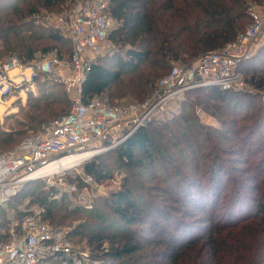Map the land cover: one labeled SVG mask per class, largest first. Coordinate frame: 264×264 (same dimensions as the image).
Segmentation results:
<instances>
[{"label":"trees","instance_id":"16d2710c","mask_svg":"<svg viewBox=\"0 0 264 264\" xmlns=\"http://www.w3.org/2000/svg\"><path fill=\"white\" fill-rule=\"evenodd\" d=\"M73 1L0 0V64L11 58L28 63L53 51L67 58L68 40L36 25L35 17ZM252 4L264 6V0H110L115 27L108 41L117 51L92 64L82 102L97 96L113 105L143 102L173 64L191 65L234 42L250 24ZM237 73L250 93L192 90L179 115L153 120L108 151L125 174L109 199L82 211L53 200L39 185L43 192L29 194L28 205L42 210L45 224L67 228V240L87 248L91 264H264V46L241 61ZM36 85L22 119L0 131V153L69 113L62 87L41 77ZM194 101L219 119L221 129L186 112ZM103 156L82 168L98 184L108 179ZM75 182L82 186L79 177ZM38 183L23 185L9 202ZM23 217L18 213L17 222ZM8 226L0 221V242L8 239Z\"/></svg>","mask_w":264,"mask_h":264},{"label":"built area","instance_id":"2783aa9c","mask_svg":"<svg viewBox=\"0 0 264 264\" xmlns=\"http://www.w3.org/2000/svg\"><path fill=\"white\" fill-rule=\"evenodd\" d=\"M109 5L110 0H75L56 16L41 13L35 17L36 25L57 30L68 40L67 58L60 59L53 51L28 63L11 58L0 64V107L9 103L16 92L36 94L39 77L62 87L71 104L67 115L42 126L14 150L0 153V207L7 205L23 185L43 182L53 200L75 201L90 208V194L100 184L83 174L79 186L76 176L69 182L68 172L91 158L68 170L51 166L75 156L91 152L99 155L117 148L140 128L162 119L170 104L184 101L192 90H244L237 66L252 55L264 31V6L253 4L247 10L250 24L234 42L191 65L173 64L143 102L113 105L106 96H97L83 103L81 85L86 74L97 58L114 50L108 41L115 27ZM200 113L196 111V115ZM41 219L42 210L30 211L21 222L10 226L8 239L0 242V264H85L87 254L70 244L67 231Z\"/></svg>","mask_w":264,"mask_h":264},{"label":"rangeland","instance_id":"374dc122","mask_svg":"<svg viewBox=\"0 0 264 264\" xmlns=\"http://www.w3.org/2000/svg\"><path fill=\"white\" fill-rule=\"evenodd\" d=\"M65 9H66V7H63L61 10L46 11V12L42 11L41 13L42 14L47 13L51 16H56L60 12H63ZM261 46H264V31H262L260 33V35L257 39V43H256L255 47L252 49V54H254L256 52V50L258 48H260ZM116 51H117V47H114V50H112V52L108 53V54L113 55ZM241 77L245 83V88L243 91H241V93L242 94L250 93L251 88H250L249 84L247 83V81H245V78L242 75H241ZM36 96H37V93L36 94H32V93L27 94L25 92L24 93H21V92L14 93L11 101L9 103H7L6 105H3L0 108V131L8 130L11 126L15 125L18 120L22 119V112H23V109L26 105L27 100L29 98H34ZM180 103L181 102L176 103V104L175 103L170 104L162 119L163 120H165V119L169 120L172 117L179 115V112L181 111ZM195 103H196V101L191 103L188 106L189 108L187 109L186 112L189 111V114L190 115L192 114L193 116H195L196 120L200 124H202L203 126H206L209 128H215L218 130L221 129L219 119L216 116H212L208 109H204L203 105L198 106ZM195 105H197V106H195ZM197 110H201L200 115H196ZM221 119H228V118L222 117ZM1 151H4V150H1ZM6 152H9V151H6ZM101 155H105V156L101 157V160H102V162L104 161L103 163H105V165L107 166L106 174L108 176V179H106L103 183L100 184V188L98 190L93 191V194H90V197H89L90 199H88V201H90V203H91L90 206L92 208L94 206H96L97 203L109 199L111 194H113L114 192H118L119 190H121L123 179L125 178L124 171L119 168V165L115 161L114 156L112 154H109V153L107 154V152H105V153L99 154L97 156H101ZM97 156H95V157H97ZM95 157H92L91 159L86 161V163L91 162V160H93ZM86 163H84V164H86ZM83 165H81L80 167H78L74 171L68 172L69 177L70 178L75 177V176L77 177L78 174H80L79 175V178H80V176L84 174L83 170H82ZM39 185H41L45 188L44 189L45 192H48L46 190V187L44 186L45 184L43 182L35 184V185H29L27 187L28 189H26V191H23L18 196L17 200H14L13 202H9L10 204L8 203V205L0 207L1 208L0 211L2 213V214L0 213V221L7 222L9 224L8 231L10 230V226L18 221L16 219V215L18 213L27 214V212H30V211L32 212V211L40 209L38 206L28 205L29 199H30V196H28L29 194L36 195V194H39L40 192H43L42 187L39 188ZM42 195H43V193L41 194V196ZM47 195L50 198L52 197V196H50V194H47ZM22 197H25V198H22ZM69 206L71 208L80 207V209H82V211L91 210L90 209L91 207L86 208L87 205L86 206L79 205L75 201L70 202ZM97 207H98L97 209H101L104 212V215L106 216V218H112L113 220H115L114 215L109 210H107L103 206V204H99ZM85 215H87V214H85ZM78 217L83 218L82 215H78ZM62 230L67 231V228H64ZM79 248L81 249L82 252H85L88 256L87 260L85 261V264H91L90 260H89V250L83 246H80Z\"/></svg>","mask_w":264,"mask_h":264},{"label":"bare ground","instance_id":"6f19581e","mask_svg":"<svg viewBox=\"0 0 264 264\" xmlns=\"http://www.w3.org/2000/svg\"><path fill=\"white\" fill-rule=\"evenodd\" d=\"M97 155H98V153L91 152V153H88L86 155L75 156V157L69 158L67 160H63L61 163L55 164V165L51 166L50 168L54 167L59 171L68 170L72 167H75L76 165H79L80 163L87 160L88 158H92V157H95Z\"/></svg>","mask_w":264,"mask_h":264},{"label":"crops","instance_id":"0c3cea01","mask_svg":"<svg viewBox=\"0 0 264 264\" xmlns=\"http://www.w3.org/2000/svg\"><path fill=\"white\" fill-rule=\"evenodd\" d=\"M1 107H2V106H1ZM1 107H0V108H1Z\"/></svg>","mask_w":264,"mask_h":264}]
</instances>
